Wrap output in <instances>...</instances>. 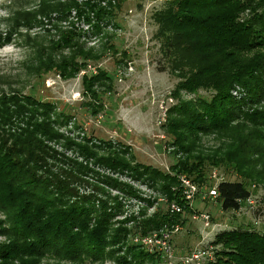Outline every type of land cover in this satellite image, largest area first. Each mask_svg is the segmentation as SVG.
<instances>
[{"label": "trees", "instance_id": "trees-1", "mask_svg": "<svg viewBox=\"0 0 264 264\" xmlns=\"http://www.w3.org/2000/svg\"><path fill=\"white\" fill-rule=\"evenodd\" d=\"M158 5L150 14L152 40L164 69L176 79L159 128L174 163L159 171L133 162L124 144L77 132L72 117L51 101L19 90L0 91V264H159L155 251L129 245L126 237L180 226L184 218L159 209L144 217L141 208L137 221L130 215L112 221L121 211L117 198L135 192L110 174L146 182L184 209L180 175L204 185L211 168L237 175V181L215 185L213 201L226 212L249 195L250 183L264 188V0H166ZM71 8L84 23L92 12L90 34L104 38L100 52L84 49L82 33L75 28L53 26L57 39L33 51L35 75L51 72L68 81L105 50L115 54L110 35L101 30L108 26L112 8L74 0H39L35 9L12 10L3 18L8 28L0 47L17 34L27 40L19 29L36 24V15L62 16ZM79 79V104L97 116L111 78L95 70ZM202 91L206 93L199 95ZM204 137L211 145L203 144ZM109 189L121 195L113 196ZM127 221H133L130 229ZM210 243L217 247L213 261L201 264H264V230L248 224L222 229Z\"/></svg>", "mask_w": 264, "mask_h": 264}, {"label": "rangeland", "instance_id": "rangeland-1", "mask_svg": "<svg viewBox=\"0 0 264 264\" xmlns=\"http://www.w3.org/2000/svg\"><path fill=\"white\" fill-rule=\"evenodd\" d=\"M38 1L2 0L0 12L6 13V15H0V38L8 28V23L3 20L4 17L11 16L12 10L17 8L23 11L35 9ZM74 1L75 3L78 2L77 0ZM160 2L164 1L82 0V2L77 3V5L87 3L96 8H112L111 16L108 19L109 27H103L101 30L107 36L110 35L108 43L117 52L111 54L105 50L98 61L95 63L87 62L86 69L78 70L74 78L68 81L59 80L51 72L38 78L35 75L36 70H33L34 52L38 50V47L42 48L49 43V39H57V33L53 26L57 30L75 28L80 34L82 33L79 43L84 49L91 47L92 50L99 51V45L104 38L101 34L97 36L90 34L91 23H93L92 12L88 13L86 23L89 26L86 28L84 27L86 23L83 22L82 18L77 19L74 8L64 14L61 13L62 16L56 13L36 15V24L34 23L28 30L22 27L19 29L20 34L27 36V40L17 34L12 37L11 43L3 44L0 47V91L19 90L24 94L35 95L42 101H51L57 109H62L72 117V122L80 128L77 132L81 131L84 136H92L99 142L109 140L113 144H124L130 149L133 162L151 165L159 171L165 170L167 165H172L175 160L167 152V146H165L167 139L164 133L160 131L159 124L163 119V110L170 105L167 95L176 79L164 69V64L159 58L157 45L152 40L155 27L150 19V14L159 6ZM121 52L124 53V57H121ZM120 58L121 61L117 62ZM95 70H103L108 78H111L110 93L103 92V95L100 96L103 112L97 116H89L87 110L79 104L81 101L79 75ZM205 93L202 91L199 92V95ZM202 142L211 145L209 137H204ZM52 146L55 151L62 152L57 146ZM65 153L71 155L68 151ZM212 171L220 176V180L226 182L238 180V176L234 173L225 174L220 169L211 168L207 173ZM110 175L120 182H125L135 192L133 195H121L112 189L108 190L113 196L121 195L117 198V202L121 205V211L114 213L111 217L114 222L122 220L123 216L128 217V215L137 221L140 217L138 211L141 208L144 211V217H147L155 209L168 212L169 203L178 207L177 213L168 212L170 215L184 218L182 225L176 230L172 238L174 248L172 253L175 257L180 256L185 250L202 248L200 244H208L213 234L222 231V229L228 230L236 226L242 228L248 224L249 227H254L256 231L264 230V218H260L258 213L264 204V188L256 187L253 183L249 184L251 189L249 195L255 199V202L251 204L252 207L245 209L243 205H239L238 210L226 212L220 211L215 201L208 198L204 199V197L198 199L197 196H193L190 204L187 203L186 208L188 209H184L183 205L166 200L154 189L148 187L146 182H140L137 179L131 180L124 174ZM146 201H149L148 204ZM193 211L210 215L206 224L209 227L204 228V225L200 224L199 221H191L190 215ZM131 223L133 221H127L125 226L130 229ZM137 234L143 235L138 232L128 235L125 242L128 243V237ZM138 246L143 248V246ZM216 248L214 247L212 252ZM143 249L147 251L145 248ZM83 264L92 263L85 261ZM100 264L116 263L104 261Z\"/></svg>", "mask_w": 264, "mask_h": 264}, {"label": "built area", "instance_id": "built-area-1", "mask_svg": "<svg viewBox=\"0 0 264 264\" xmlns=\"http://www.w3.org/2000/svg\"><path fill=\"white\" fill-rule=\"evenodd\" d=\"M77 3L82 2V0H77ZM165 1V0H161ZM76 25V24H75ZM89 24L86 23L84 27H88ZM108 28L109 26H105V28ZM83 28V29H85ZM233 93V92H232ZM209 174L207 175L206 178V183L208 185H204V183L200 184L197 186V184L193 183L192 181H188L186 178L179 177L178 179V185L180 188V195L181 198L183 199V202L190 204V200H192L193 196H197L198 199H204L208 198L211 200H214L215 198V192H216V187L215 185L220 182V179L215 171L208 172ZM158 201V200H157ZM255 202V199L251 197V195H248L246 198H244L242 201L238 200L239 205H243L245 209H249V207H252L251 204ZM236 210H238V206ZM178 207L173 204L169 203L167 211L170 213H177L178 212ZM234 211V210H233ZM258 213L260 214V218H264V204L263 206L259 209ZM190 220H196L199 221L200 224L204 225V228H207L209 226H206L208 223V220L210 218V215L204 213V212H198V211H193V213L190 215ZM190 221V222H191ZM264 221V219H263ZM180 226L178 225H172V226H162L158 230H153L150 233L146 235H134L132 237H128V244L133 245V246H143L147 251V253H152L153 251L156 252V256L159 260V264H201L205 262L212 261V249L214 248V245L208 242V244H200L201 239L198 241L200 246L202 248L198 249H193L191 250L187 255L183 254L180 255V257H175L174 254L172 253V245L169 243L170 237L174 236L176 230ZM203 228V229H204ZM201 233V232H200ZM214 235V234H213Z\"/></svg>", "mask_w": 264, "mask_h": 264}, {"label": "clouds", "instance_id": "clouds-1", "mask_svg": "<svg viewBox=\"0 0 264 264\" xmlns=\"http://www.w3.org/2000/svg\"><path fill=\"white\" fill-rule=\"evenodd\" d=\"M0 2H2V0H0ZM0 15H6V13L0 12Z\"/></svg>", "mask_w": 264, "mask_h": 264}]
</instances>
